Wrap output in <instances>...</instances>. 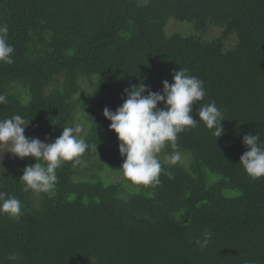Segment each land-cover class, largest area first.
<instances>
[{
    "label": "trees",
    "instance_id": "trees-1",
    "mask_svg": "<svg viewBox=\"0 0 264 264\" xmlns=\"http://www.w3.org/2000/svg\"><path fill=\"white\" fill-rule=\"evenodd\" d=\"M169 19L195 31L168 36ZM3 24L14 62L0 63V119L21 115L46 143L79 124L89 147L56 170L54 195L24 191L35 161L0 147V191L22 204L18 219L0 214V264H264V177L239 165L243 135L264 141V0H0ZM179 68L204 81L193 118L214 101L224 133L200 122L178 134L182 160L169 165L165 147L159 185H135L103 109L132 86L162 91Z\"/></svg>",
    "mask_w": 264,
    "mask_h": 264
},
{
    "label": "clouds",
    "instance_id": "clouds-1",
    "mask_svg": "<svg viewBox=\"0 0 264 264\" xmlns=\"http://www.w3.org/2000/svg\"><path fill=\"white\" fill-rule=\"evenodd\" d=\"M8 33V25H0V63L11 65L14 62V47L8 41ZM171 75V83L162 81V91L153 92L143 84L132 86L124 90L126 99L115 111L107 107L103 109L104 118L110 121L109 129L116 134L119 142L118 151L123 158L119 169L135 185H159L164 167L158 154L165 147L170 146L173 150L166 157L169 165L182 160L177 143L178 134L198 127L200 122L207 129L214 130L213 135L217 139L224 133L222 121L225 119L214 101L198 109L199 120L193 118L194 104L203 100L206 95L204 81L189 75L186 69L179 68ZM5 102L6 97L0 95V103ZM161 103L163 107H158ZM28 123L29 120L19 114L0 119V147L15 157H31L35 161L23 169L20 177L24 183V191L54 195L58 182L56 170L67 161L79 164V157L89 145L78 135L82 132L79 124L63 127L56 139L46 143L24 135ZM242 143L246 151L240 156L239 165L252 179L264 177V141L260 140L259 134L247 133L243 135ZM92 147L96 149L97 145ZM5 171L0 167V175ZM165 174L169 179L174 178L170 172ZM21 208L19 199L0 191V214L18 219ZM211 238L212 233L205 230L202 238H197L194 242L203 249ZM7 258L10 262L18 259L15 253Z\"/></svg>",
    "mask_w": 264,
    "mask_h": 264
},
{
    "label": "rangeland",
    "instance_id": "rangeland-1",
    "mask_svg": "<svg viewBox=\"0 0 264 264\" xmlns=\"http://www.w3.org/2000/svg\"><path fill=\"white\" fill-rule=\"evenodd\" d=\"M190 29L191 31L194 30L193 25L191 23L188 22H179V21H175L173 19H169L166 26H165V34L166 35H171V34H186L187 30ZM195 31V30H194ZM211 34L214 36H217L219 34L218 30H213L211 29ZM231 41H229V45H231L232 43V39H230ZM78 92L80 94H84L85 92H87L90 87L87 85V83L85 81H81L79 82L78 85ZM90 172H97L95 168L91 169ZM111 179L113 180H118L121 178V175L119 174H112Z\"/></svg>",
    "mask_w": 264,
    "mask_h": 264
}]
</instances>
